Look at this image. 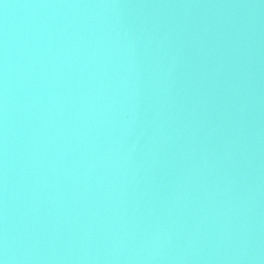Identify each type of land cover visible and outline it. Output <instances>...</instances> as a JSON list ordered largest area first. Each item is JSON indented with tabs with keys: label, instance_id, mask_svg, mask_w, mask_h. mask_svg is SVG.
Segmentation results:
<instances>
[{
	"label": "water",
	"instance_id": "1",
	"mask_svg": "<svg viewBox=\"0 0 264 264\" xmlns=\"http://www.w3.org/2000/svg\"><path fill=\"white\" fill-rule=\"evenodd\" d=\"M2 264H264V0H0Z\"/></svg>",
	"mask_w": 264,
	"mask_h": 264
},
{
	"label": "snow or ice",
	"instance_id": "2",
	"mask_svg": "<svg viewBox=\"0 0 264 264\" xmlns=\"http://www.w3.org/2000/svg\"><path fill=\"white\" fill-rule=\"evenodd\" d=\"M0 264H2V262H0Z\"/></svg>",
	"mask_w": 264,
	"mask_h": 264
}]
</instances>
